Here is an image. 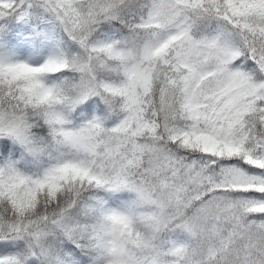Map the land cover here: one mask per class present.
I'll list each match as a JSON object with an SVG mask.
<instances>
[{"label":"snow or ice","instance_id":"1","mask_svg":"<svg viewBox=\"0 0 264 264\" xmlns=\"http://www.w3.org/2000/svg\"><path fill=\"white\" fill-rule=\"evenodd\" d=\"M0 264H264V0H0Z\"/></svg>","mask_w":264,"mask_h":264}]
</instances>
